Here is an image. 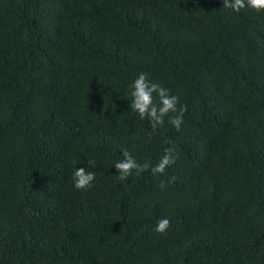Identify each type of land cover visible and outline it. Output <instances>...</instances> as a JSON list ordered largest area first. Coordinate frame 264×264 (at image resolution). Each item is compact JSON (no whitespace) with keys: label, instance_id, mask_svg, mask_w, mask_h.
<instances>
[{"label":"trees","instance_id":"trees-1","mask_svg":"<svg viewBox=\"0 0 264 264\" xmlns=\"http://www.w3.org/2000/svg\"><path fill=\"white\" fill-rule=\"evenodd\" d=\"M141 72L179 131L132 111ZM123 150L150 168L120 181ZM0 264H264V11L0 0Z\"/></svg>","mask_w":264,"mask_h":264},{"label":"clouds","instance_id":"clouds-1","mask_svg":"<svg viewBox=\"0 0 264 264\" xmlns=\"http://www.w3.org/2000/svg\"><path fill=\"white\" fill-rule=\"evenodd\" d=\"M223 7L237 13L245 8L261 12L264 11V0H223ZM131 88L130 107L132 111L138 113L141 119L147 118L153 130L163 126L165 117H168L169 122L177 131L180 130L187 109L185 106L177 108L179 103L177 95H172L169 89L151 81L145 72L139 73L138 77L133 81ZM170 113L173 115H169ZM174 163L173 150L165 149V155L161 157L155 166H151V173L153 176L162 175ZM88 165V168L75 167L72 179L73 186L77 190H87L93 185L95 173L89 171V169L94 167V162L88 160ZM114 165L119 174L118 178L120 181L126 180L134 172L139 175L150 168V162L139 163L128 150L122 151V159L117 160ZM165 186L166 182L161 180L158 187L163 189ZM169 227L170 220L168 218H161L156 223L155 231L164 233Z\"/></svg>","mask_w":264,"mask_h":264}]
</instances>
